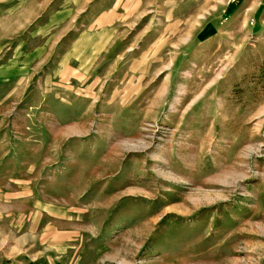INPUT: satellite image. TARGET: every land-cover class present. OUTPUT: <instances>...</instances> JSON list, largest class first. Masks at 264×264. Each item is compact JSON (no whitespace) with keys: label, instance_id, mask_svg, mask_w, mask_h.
<instances>
[{"label":"rangeland","instance_id":"obj_1","mask_svg":"<svg viewBox=\"0 0 264 264\" xmlns=\"http://www.w3.org/2000/svg\"><path fill=\"white\" fill-rule=\"evenodd\" d=\"M0 264H264V0H0Z\"/></svg>","mask_w":264,"mask_h":264}]
</instances>
